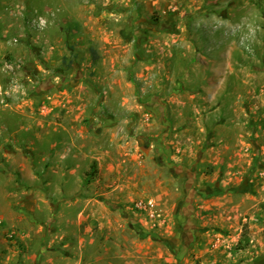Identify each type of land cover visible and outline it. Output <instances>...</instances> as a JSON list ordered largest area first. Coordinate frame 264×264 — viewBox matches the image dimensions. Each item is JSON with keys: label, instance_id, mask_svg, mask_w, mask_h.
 Listing matches in <instances>:
<instances>
[{"label": "rangeland", "instance_id": "rangeland-1", "mask_svg": "<svg viewBox=\"0 0 264 264\" xmlns=\"http://www.w3.org/2000/svg\"><path fill=\"white\" fill-rule=\"evenodd\" d=\"M216 1L231 18L234 42L256 60L264 101V0ZM200 5L213 10L217 2L0 0V216L8 217L0 225L15 231L0 234V264H209L213 235L185 236L180 217L194 191L197 230L216 224L232 235L243 225L246 233L242 217L224 222L233 202L222 198L229 208L220 209L212 196L242 190L232 172L244 171L230 164L255 153L206 152L208 131L192 100L199 74L179 79V69L194 67L195 58L179 54L196 46L188 38ZM197 30L202 46H215ZM23 122L35 123L40 137L18 132ZM56 122L73 134L65 178L51 173L48 159ZM5 145L12 163L1 160ZM163 145L173 165L160 157ZM49 180H68L66 196ZM149 199L154 215L140 206Z\"/></svg>", "mask_w": 264, "mask_h": 264}, {"label": "crops", "instance_id": "crops-1", "mask_svg": "<svg viewBox=\"0 0 264 264\" xmlns=\"http://www.w3.org/2000/svg\"><path fill=\"white\" fill-rule=\"evenodd\" d=\"M214 2H217L216 9H206L200 5L199 8L202 11L199 12L198 16H196L197 14L193 15L190 19L195 33L188 39H190L189 41L193 40L191 42L193 44L190 45L195 44L196 46H193L194 49H189L188 52H184L182 49L179 55L183 57L189 55L195 58L194 67H192V70L188 69V66L179 69V71L184 72V76L179 79H185L188 83L193 81L195 73L199 74V86L194 91L192 100L195 103L193 104L195 115L199 116V118L201 116V128H205V131H208V148L205 151L210 152L211 149L218 148L220 153H229L231 151L240 152L243 149V154L250 156L255 153V157L253 161L251 156L248 161L239 162L235 160L236 162L230 164L232 168L236 166V168H241L244 171L241 176H237L236 172H232V183H241L242 190L238 192L235 187H231L227 192L222 190V192H217L216 195L212 196L214 199L209 198L213 199L214 206L220 209H223V207L224 209L229 208L226 202H222V198L226 197L233 202L230 209L234 213L230 216L228 215L224 222H227L226 220H235L236 218L239 222L242 217L244 226H246V236H243V225L237 227L236 232L232 235L228 234L227 229H221L216 224H213L207 230L202 228L197 230V227L196 231L197 233L198 231L200 233H208L214 237L209 245L211 255L206 258L210 262L209 264H228V262L230 264H264V101L258 97V92L261 90L258 85V73L256 72L258 67L255 66L256 60L249 59L248 54L234 42V29L231 18L225 9L222 12L218 11L223 5L216 0ZM212 23L213 26L211 27ZM187 25L188 23L186 28ZM206 25L208 26L207 32ZM199 28L215 44L214 47L207 48L200 44V38L196 32ZM216 33L218 36L214 37ZM186 36L184 35V38ZM187 41L185 40L183 43L187 44ZM190 47L192 48V46ZM193 51H195V54ZM251 66H253L254 72H251ZM249 69L251 73H249ZM222 94L225 95L224 98H222ZM200 99L203 100L200 103L202 108L198 109L197 103ZM207 102L212 107L206 109L205 105ZM205 111L207 113L203 115ZM182 113L185 114L184 111ZM66 115L70 116L69 113ZM38 130L35 123L26 126L23 122L20 131H17L23 134L34 132L40 137V131ZM54 131L55 136L50 141L48 157L50 169L53 175L56 174L65 178L67 176L65 170L69 166H67L66 161L75 154L72 152L71 136L73 134L70 132V127L64 123H57ZM61 133H64V138H61ZM26 144L24 143V145ZM4 148L5 155L1 159L2 162L5 160V162L12 163L13 156L11 152L13 150L9 148V145H5ZM26 148L34 150L31 145H27ZM26 148H23L26 153V155L23 154L24 158L27 157V152L29 153ZM37 150L39 151L40 149L37 148ZM224 158V156L220 157L218 155L216 163L220 161L224 163ZM42 162L43 160H38L37 164ZM74 167L75 169H72L71 172H76V166ZM35 177L34 175L33 178ZM67 181H61L58 184L54 180H49L48 183L54 184L55 189H58L57 192L63 190L64 193V185L66 186ZM216 182L220 183L219 181ZM19 188L25 189L24 182L20 184ZM38 188L41 189L40 187ZM16 190L19 191L18 188ZM219 193L223 196L220 197L219 195L221 194ZM52 194L54 202L56 199H60L59 194ZM238 194L239 199L234 201V196ZM2 216L7 217L5 214H1L0 218ZM0 234L9 236V229L0 225ZM244 238L247 242H245ZM2 240L4 241L0 237V241ZM240 240L247 244L242 248L235 247Z\"/></svg>", "mask_w": 264, "mask_h": 264}, {"label": "flooded vegetation", "instance_id": "flooded-vegetation-1", "mask_svg": "<svg viewBox=\"0 0 264 264\" xmlns=\"http://www.w3.org/2000/svg\"><path fill=\"white\" fill-rule=\"evenodd\" d=\"M159 154L161 158H164V156L167 157V164H172L170 158H172V155L169 151V149H167L166 145H163L161 148L159 147ZM190 191V190H189ZM197 192H193L192 194L190 193V195L187 197V199L183 202L180 203V217L182 219V222L184 223V235L185 236H192V233L194 231H196V224L192 223V206L194 203V199H195V195ZM201 193V192H200Z\"/></svg>", "mask_w": 264, "mask_h": 264}, {"label": "built area", "instance_id": "built-area-1", "mask_svg": "<svg viewBox=\"0 0 264 264\" xmlns=\"http://www.w3.org/2000/svg\"><path fill=\"white\" fill-rule=\"evenodd\" d=\"M140 206H144V207H149L150 210H151V214L154 215V207H155V202L153 199H149L147 202H140ZM2 222V218H0V223ZM15 235V231H11L9 233V236L10 237H14Z\"/></svg>", "mask_w": 264, "mask_h": 264}, {"label": "trees", "instance_id": "trees-1", "mask_svg": "<svg viewBox=\"0 0 264 264\" xmlns=\"http://www.w3.org/2000/svg\"><path fill=\"white\" fill-rule=\"evenodd\" d=\"M243 236L245 237V236H246V233H244ZM244 239H245V238H244ZM245 240H246V239H245ZM245 242H247V240H246Z\"/></svg>", "mask_w": 264, "mask_h": 264}]
</instances>
